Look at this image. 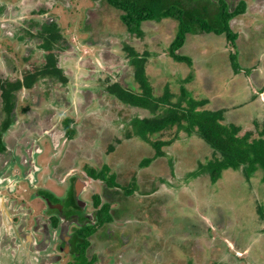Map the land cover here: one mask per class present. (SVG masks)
Wrapping results in <instances>:
<instances>
[{
    "label": "rangeland",
    "instance_id": "1",
    "mask_svg": "<svg viewBox=\"0 0 264 264\" xmlns=\"http://www.w3.org/2000/svg\"><path fill=\"white\" fill-rule=\"evenodd\" d=\"M18 1L21 9L6 23L10 29L2 31L0 25V80L22 79L24 72L45 63L39 41H21L19 36L35 33L38 22L52 20L66 39L63 46L68 48L59 54V66L68 80L61 84L44 79L17 94L15 124L5 135L7 149L0 154V181L6 185L8 179H19L12 185L17 192L7 195L17 198L19 205L25 197L27 208L41 216L46 208L34 193L48 187L57 191L60 180V193L65 194L72 175L87 186L83 200L89 205L93 194H103L118 220L111 225L112 232L139 233V242L126 248L119 241L115 248H123L108 252L104 247L94 249L102 264H108L112 250L128 257L127 264H264V219L259 215V209L264 210L263 171L250 183L242 170L223 172L215 184L208 174L191 176L213 158V149L177 126L150 136L151 142L171 143L163 148L164 157L155 158L154 146L134 134L132 122L163 112L126 106L107 91L110 83L140 91L124 48L130 46L141 55L149 54L146 72L156 97L164 96L168 88L177 103L185 87L191 98L207 102L203 110L228 111L225 125L240 126V135L250 132L259 137L264 131L260 97L262 92L264 98V0H243L246 14L231 23L238 34L235 45L226 35H188L179 53L193 60L192 67L170 55L176 20L146 22L144 37L139 38L121 21L122 12L106 1L67 0L69 7L59 0ZM226 1L235 9L242 0ZM1 119L0 97V123ZM69 123L74 130L70 138ZM145 159L154 160L143 168ZM38 164L41 172L31 185ZM104 166L116 175L118 188L107 190L103 182L88 177V168L100 171ZM129 189L134 190L130 196ZM89 210L94 211L92 206ZM122 220L127 228L121 226Z\"/></svg>",
    "mask_w": 264,
    "mask_h": 264
},
{
    "label": "trees",
    "instance_id": "2",
    "mask_svg": "<svg viewBox=\"0 0 264 264\" xmlns=\"http://www.w3.org/2000/svg\"><path fill=\"white\" fill-rule=\"evenodd\" d=\"M100 1V0H94ZM108 5L122 12L121 21L127 27L129 33L139 38L144 37L142 26L144 23L154 21L160 23L163 19H173L178 22L176 37L170 46V55L176 62L193 66V60L179 52L184 48L188 35L215 34L226 35L232 45L236 44L238 34L232 29V21L246 14L248 5L241 1L235 9H231L226 0H105ZM27 36H19L21 41H39L38 48L43 52L45 63L35 71L24 72L22 79L11 81L0 80V97L4 119L0 123V154L7 149L5 135L15 124V109L17 106V94L26 89H34L36 84L44 79L67 83V77L59 66V54L65 51L63 38L59 25L55 22L37 23L35 33L28 31ZM129 64L134 67V78L140 91H134L120 83H110L108 93L126 106L141 108L161 115L153 118L139 119L132 122L134 134L146 142L152 143L156 150L155 158L164 157L163 148L170 142H151L150 136L165 130L178 127L189 136H198L213 149V158L206 164H201L197 172L191 176L208 174L212 183H217L223 172L233 169L242 170L247 183L260 170L264 173V133L253 138L252 133L240 135L241 127L223 124V111H209L201 109L206 102L191 98L185 87H182V96L177 103L172 102L174 95L166 88L164 96L156 97L152 85L147 76L146 67L149 54L141 55L132 47L125 45ZM236 73L239 72L237 56H232ZM193 78L190 75L188 81ZM183 102L188 104L183 106ZM67 124V137L73 136L74 130ZM130 136V134H129ZM154 158V159H155ZM154 159H145L141 166L149 167ZM108 166L102 170L88 168V174L102 180L107 186L118 188L116 175L111 173ZM262 182L264 184V175ZM134 190H126L130 196ZM104 209H109L105 206ZM259 215L264 219V210L259 209ZM83 248L79 264H88L84 257Z\"/></svg>",
    "mask_w": 264,
    "mask_h": 264
},
{
    "label": "flooded vegetation",
    "instance_id": "3",
    "mask_svg": "<svg viewBox=\"0 0 264 264\" xmlns=\"http://www.w3.org/2000/svg\"><path fill=\"white\" fill-rule=\"evenodd\" d=\"M12 1L14 0H0L2 31L10 29L7 28L6 23L12 21V13L17 14L21 9L18 0ZM52 1L55 3L57 0ZM102 1L105 0H93V2ZM60 2L66 7L70 6L67 0L65 2L59 0ZM4 7H7L5 12L2 11ZM22 21L26 22L27 20L23 19ZM49 22L57 23L55 20ZM41 166L38 164V168H36L37 166L34 165L33 176L30 177L31 185L37 182L35 176L41 172ZM5 168L8 169L9 166L7 165ZM86 173L92 181L103 182L91 177L88 172ZM2 175L3 173L0 174V178ZM72 176L65 194L60 193V180L57 183L59 186L57 191L48 187L34 193V196L42 199L46 208L42 211L41 216L34 215V210L27 208L26 202L24 203L25 197L24 201L18 198L21 200V205L17 204V198L9 197L11 193L17 192L16 187L12 185L19 179L15 177L12 180L8 179L6 185L3 184L5 180L0 181V190L3 191L0 193V264H79L83 248L88 264H102L98 262L100 258L97 257L94 249L104 247L108 252L111 249L120 250L123 248L121 246L128 248L134 241L139 242V233L123 232L121 229L112 232L111 225L118 220L113 214L111 202L107 201L103 194L95 193L89 205L83 200V193L87 190V186H84V182L80 181L78 177ZM80 182L83 184L81 189H79ZM103 184L105 183L103 182ZM105 186L107 190L113 189L106 184ZM90 206L94 211L89 210ZM105 206H109V209H104ZM16 218L18 219L15 220ZM121 222V226L128 227L126 221L122 220ZM113 235L115 239H112ZM119 241L121 246L116 249L115 245ZM113 250L108 264H127L129 262L128 257L123 258L121 254L115 255ZM91 251H94L93 255H90ZM65 257L69 259L66 261Z\"/></svg>",
    "mask_w": 264,
    "mask_h": 264
},
{
    "label": "crops",
    "instance_id": "4",
    "mask_svg": "<svg viewBox=\"0 0 264 264\" xmlns=\"http://www.w3.org/2000/svg\"><path fill=\"white\" fill-rule=\"evenodd\" d=\"M260 97H261V100L264 102V98H263V93H262V92L260 93ZM205 102H206V101H205ZM206 105H208L207 102H206ZM203 107H206V106L204 105ZM201 109H202V108H201ZM203 109H204V108H203ZM206 110H210V109L208 108V109H206ZM213 111H215V110H213ZM223 111H224V119H223L222 122H223V124H225L224 121L228 119V118L226 119V116H227V114H228V111H225V110H223ZM251 122H252V123L254 122V124H255L256 121H251ZM256 123H257V122H256ZM256 125H257V124H256ZM235 126H237V125H235ZM238 127H240V126H238ZM241 129H242V128H241ZM261 133H264V131H262ZM261 133H260V134H261Z\"/></svg>",
    "mask_w": 264,
    "mask_h": 264
}]
</instances>
